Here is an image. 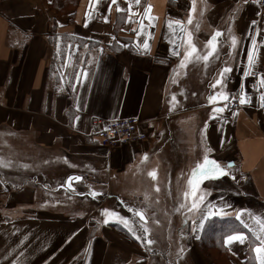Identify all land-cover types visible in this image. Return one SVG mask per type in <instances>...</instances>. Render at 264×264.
I'll list each match as a JSON object with an SVG mask.
<instances>
[{"label":"crops","instance_id":"crops-1","mask_svg":"<svg viewBox=\"0 0 264 264\" xmlns=\"http://www.w3.org/2000/svg\"><path fill=\"white\" fill-rule=\"evenodd\" d=\"M192 9L193 0H65L63 7L0 0V139L9 155L0 163V264H223L199 240L208 220L237 219V212L249 225L237 219L248 239L222 241V258L257 264L249 213L264 216V0H195ZM169 19L184 22L201 55L222 33L208 62L180 66L187 34L175 24V32L169 29ZM253 40L256 55L245 76ZM224 67L231 71L223 89L212 88ZM241 88L250 102L231 99ZM221 90L230 99L210 104L208 96ZM217 107L225 110L215 113ZM130 117L146 122L147 141L109 149L92 136L95 119ZM11 148L33 162H15ZM206 149L227 174L202 181L205 201L190 212L194 198L183 192ZM70 175L82 179L67 193ZM92 192L146 202V226L150 235H164L163 244L155 237L140 244L117 218L105 224L102 210L119 206L92 204ZM76 197L87 201L76 206ZM172 203L187 207L171 211ZM208 204L228 215L211 216L200 229Z\"/></svg>","mask_w":264,"mask_h":264},{"label":"snow or ice","instance_id":"snow-or-ice-1","mask_svg":"<svg viewBox=\"0 0 264 264\" xmlns=\"http://www.w3.org/2000/svg\"><path fill=\"white\" fill-rule=\"evenodd\" d=\"M96 3L99 2V0H95ZM136 5H139L141 0H134ZM112 4H117V0H111ZM92 7V4L90 3V8ZM151 5H148L145 8V15L148 14V12L151 9ZM132 9V3H129V7H128V11L131 12ZM111 10V6H109V11ZM193 11H195V0H193ZM117 11H123L122 9H120V7L117 5ZM86 16L90 19L91 18V12L86 13ZM103 19L105 20V22H107L108 17L105 16L103 17ZM150 20H155L156 17H151L149 16ZM128 20L131 21V16L128 17ZM188 24L192 23V16L190 15L188 17ZM253 23H255V21H253ZM178 25L180 26V31L186 33V43H187V50L184 53V57L180 62V66L181 67H186L187 63L189 62V60L191 59H195V60H203L205 62L209 61V58L213 56V54L216 52L217 50V38L220 37L222 35V33L217 30L212 36L211 38L206 42V47L209 49L206 54L201 55L198 50L196 45L192 42V36H191V32L187 31V28L184 25V22L181 20H171L169 19L167 22V26L169 29H171L173 32L176 31V29L173 27V25ZM141 25L143 26V22L141 21ZM197 28H199V25L197 24ZM182 43H184V39L182 38ZM255 40H253V50L250 51L248 53V68L249 70L245 72V76L250 74V70L254 64V59H255V55H256V49H255ZM231 44L232 47L235 48L237 45V37L235 35L231 36ZM142 47L144 49H148L149 45L147 40L144 41V44L142 45ZM176 55H179L178 52L174 53ZM231 71V68L229 67H224L220 73H219V78H217L215 80V83L211 85L212 88H216L217 85H221V88L223 89L224 85L222 84V81L225 79L226 74L229 73ZM261 84L264 85V79L261 80ZM230 99V94L227 93L226 91H217L216 93L209 95L208 96V102L211 103H215L217 101H228ZM231 99L235 100L238 99L240 104H245L250 102L246 92L243 90V88H241L240 93L236 96H231ZM173 101H176V97L175 95H173L172 97ZM260 101L262 102V104H264V93H262L260 95ZM225 109L224 107H217L214 109L215 113H221L223 112ZM75 119H79V117H76ZM211 149H206L205 155L203 157V161L202 162H198L196 164V166L194 168H192L191 170V175L187 181L188 184V190H185L183 192V197L185 198V200H187L189 197H193L194 199L191 202V207L188 209L190 212L193 210H199L200 209V205L204 203L207 192L205 190H202L200 188V185L202 183L203 180L205 179H210V178H217L223 175H226V170L224 167H222L220 165V163L218 161H216L215 159H210L207 155V152H210ZM144 159H147V155L145 154ZM0 163H2V161H0ZM4 166H8L7 164H5ZM24 167H28V165H24ZM149 175L155 177L156 173L155 171L150 172ZM75 179V180H81L82 178L79 176L76 177H68V182H67V186L71 187V181ZM159 189L157 188V191ZM198 191H199V195H198ZM91 195L95 196L97 195V193L92 192ZM187 207V205L185 203H181L179 205V207L176 209L177 211H179L181 208H185ZM215 209V205L212 204H208L207 205V211L201 214V219L200 222L198 224V227L200 229H203L204 227V221L208 220L209 217L211 216H227L228 213L224 212L222 209L220 210H214ZM130 211L135 212V214L137 216H139L140 220L142 222H145L144 225H142L143 228V233L145 236L148 235L149 233V229L146 227V217L144 215V213L142 211H137L135 209H130ZM103 215L105 217H107L103 222L105 224H107L109 222V218H117L119 220L120 223H122L129 232L132 233V235L137 239V240H141L142 237L140 235H137L136 231L133 229L132 224L130 223V221L119 215V213L115 212V211H111L109 209H104L102 210ZM240 213L237 212L236 214V218L238 220H240V222L242 224H244L245 228H249V225L245 224L243 220L240 219ZM250 217L254 220L256 227L254 228H250V231L252 232V235L255 236V242H253L254 246L251 248V251L254 252V259L255 261H257V264H264V216H255L251 213H249ZM158 223V221H157ZM194 223V227H193V231L197 230V226H195V221ZM199 238V237H197ZM248 239V236L243 232V231H239V230H233L231 234H226L223 237V244L224 245H231L234 242H239L241 244H243L246 240ZM146 243L148 245L152 244L153 241L151 239H147ZM181 252L184 251V249L181 247L180 249Z\"/></svg>","mask_w":264,"mask_h":264},{"label":"rangeland","instance_id":"rangeland-1","mask_svg":"<svg viewBox=\"0 0 264 264\" xmlns=\"http://www.w3.org/2000/svg\"><path fill=\"white\" fill-rule=\"evenodd\" d=\"M6 144H7V140L5 138L3 140L0 139V161L9 160V155L6 152ZM18 144L19 143L17 142L16 145H18ZM13 148H15V150L17 151L16 146L13 147ZM13 148H11V150H10V157L14 156L13 160L15 162H20V161L27 162V163L33 162V160L31 159V156L30 157L29 156L28 157L23 156V158H21L19 152H15V150ZM64 190L68 193V190H66V189H64ZM97 193L98 194H102L103 191H99ZM94 197H95V199L97 201L96 200H95L96 202L92 201V204H103V205H107V207L108 206L115 207L117 205L119 207L115 210V212L119 213L120 216L127 218L130 221V223L133 225V227L137 226V223H139V227H137V229L136 228L135 229H136L137 235H140L142 237V239L141 240H137L131 233L130 236L133 238V240H135L137 242H140V244H142V242L144 243L147 239H149V238L151 239V237H155L157 239V246L159 244L158 240H160L161 244H163L162 241H163V236L164 235H161V234H159V235H150L151 234L150 233V229L148 228L149 229V233H148L147 236H145L144 233H143V228H142V225H144L143 222L140 220L139 216H137L135 214V212L130 211V209H135L137 211H143V213L146 216L148 213H150V208H149V206H147L146 202L138 201L135 198L134 199L130 198L129 201L128 200L117 201L116 200V196H115V194L113 192H111V195L108 194L106 197H103V196H100V197L94 196ZM74 200H75V204L74 205H76V206H78V205H80V204H82V203L87 201V199H83V198H80V197H76ZM166 204H167V207H169V203H166ZM177 204H180V203H172L171 204L172 205L171 211L174 210L175 208L177 209ZM162 205H164V203ZM157 211H158L157 217H159L160 216L159 210H157ZM152 212L154 213L156 211L152 210ZM94 217H95V215H94ZM116 220H118V219H116ZM109 221L114 223L115 218H109ZM120 224L123 227H125L122 223H120ZM175 235L178 236L177 234H175ZM175 235H171V237H174ZM161 247H162V245H161ZM212 250H210L209 253H211ZM220 257L222 258L223 256H220ZM223 259L224 258H222V262L221 263L226 264L227 263L226 260L225 259L223 260Z\"/></svg>","mask_w":264,"mask_h":264},{"label":"built area","instance_id":"built-area-1","mask_svg":"<svg viewBox=\"0 0 264 264\" xmlns=\"http://www.w3.org/2000/svg\"><path fill=\"white\" fill-rule=\"evenodd\" d=\"M93 137L104 147L116 149L148 140L146 122L139 117L121 118L109 122L101 118L93 121Z\"/></svg>","mask_w":264,"mask_h":264},{"label":"trees","instance_id":"trees-1","mask_svg":"<svg viewBox=\"0 0 264 264\" xmlns=\"http://www.w3.org/2000/svg\"><path fill=\"white\" fill-rule=\"evenodd\" d=\"M54 2L59 7H63L65 5V0H54ZM73 37L75 36H72L71 38L73 39ZM76 40L82 41V39ZM64 41L65 43L68 41L67 37L64 38ZM243 229L244 227L237 219H210L207 221L205 225V231L199 240L200 247L208 252H210L212 249V252L216 251V255L219 256L220 262H222V258L220 256H223L222 252L224 246L221 245L223 237L226 234L232 233L233 230L241 231Z\"/></svg>","mask_w":264,"mask_h":264},{"label":"water","instance_id":"water-1","mask_svg":"<svg viewBox=\"0 0 264 264\" xmlns=\"http://www.w3.org/2000/svg\"><path fill=\"white\" fill-rule=\"evenodd\" d=\"M76 176H79V175H70L69 177H76ZM79 177H81V176H79ZM76 181H77V180L73 179V180L71 181V187H68V186H67L68 179H67L65 185H63L62 188L66 189V190H71V189L73 188L72 183H73V182H76ZM78 181H79V180H78Z\"/></svg>","mask_w":264,"mask_h":264}]
</instances>
